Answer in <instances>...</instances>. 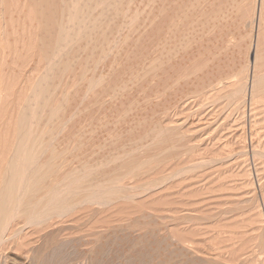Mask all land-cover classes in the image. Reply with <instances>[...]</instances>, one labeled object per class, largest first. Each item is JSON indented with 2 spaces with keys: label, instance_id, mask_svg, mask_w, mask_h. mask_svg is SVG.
Masks as SVG:
<instances>
[{
  "label": "rangeland",
  "instance_id": "374dc122",
  "mask_svg": "<svg viewBox=\"0 0 264 264\" xmlns=\"http://www.w3.org/2000/svg\"><path fill=\"white\" fill-rule=\"evenodd\" d=\"M50 1L0 0V189L19 157L38 199L68 184L76 204L16 219L0 264H264V0H81L103 4L82 10L89 31Z\"/></svg>",
  "mask_w": 264,
  "mask_h": 264
},
{
  "label": "bare ground",
  "instance_id": "6f19581e",
  "mask_svg": "<svg viewBox=\"0 0 264 264\" xmlns=\"http://www.w3.org/2000/svg\"><path fill=\"white\" fill-rule=\"evenodd\" d=\"M51 1H53V0H51ZM50 1V2H51ZM58 1V0H57ZM69 1V0H68ZM80 1L81 0H72L71 2H70V4L67 2V4H69L70 6L68 7V6H66V8L68 7L69 8V12H67L66 10H68V9H66L65 10V7H64V14L67 12V14H69V15H67L68 17H70V18H68V17H64V18H67V20L69 19V22L70 23H76L77 24V26H79L78 24L80 23V24H84L85 22H83V21H85V19H86V21L88 20L87 18H86V15H88L87 17L88 18H90V14L88 13V12H90V9L91 10H93L92 9V7L90 6V5H92L91 4V2H90V5H89V11L87 10L86 12H85V14L83 13L84 12V9H85V5H86V7L88 6V4H89V2H88V4H86L85 2H83V4H81L80 5ZM97 1H101V0H97ZM104 1H108V0H104ZM132 1V0H131ZM60 2H62L61 4H63V1H60ZM99 2H97L98 3V5L100 4ZM119 2V1H118ZM138 2H140V1H138ZM54 3H56L55 1H53V4H52V6L53 7H56L55 5H54ZM97 3L96 2H94L93 1V5L95 6V4L97 5ZM105 3V2H104ZM110 3V2H109ZM142 3V2H141ZM45 4H47V3H45ZM61 4H59L58 2H57V6L59 7V5L61 6ZM66 4V3H65ZM65 4H64V6H65ZM102 4V3H101ZM101 4H100V6H101ZM49 5V4H48ZM80 5V7L78 8V6ZM92 5V6H93ZM105 5V4H104ZM148 5V4H147ZM159 5V4H158ZM42 6V5H41ZM94 6H93V8H94ZM102 6H103V4H102ZM44 7H47V6H44ZM50 7V6H49ZM52 7V8H53ZM57 7V8H58ZM63 6H61V8H62ZM84 7V8H83ZM126 7V6H125ZM162 7V6H161ZM43 8V7H42ZM60 8V9H61ZM100 8V7H99ZM113 8V7H112ZM179 8V7H178ZM49 9V8H48ZM56 9V8H55ZM96 9V8H95ZM104 9H106V8H104ZM108 9V8H107ZM170 9V8H169ZM58 10V9H57ZM82 10H83V12H82ZM117 10V9H116ZM137 10V9H136ZM173 10V9H172ZM41 11V10H40ZM98 11V10H97ZM48 12H50V9L48 10ZM57 12V11H56ZM58 12H59V10H58ZM81 12H82V15H81ZM100 12H101V10H100ZM104 12H105V10H104ZM103 12V13H104ZM110 12V11H109ZM121 12V11H120ZM145 12V11H144ZM102 13V14H103ZM165 13V12H164ZM42 14V13H41ZM63 14V15H64ZM92 14V13H91ZM99 14V13H98ZM97 14V15H98ZM109 14V13H108ZM116 14V13H115ZM117 14H118V12H117ZM159 14V13H158ZM47 15V14H46ZM52 15H54V14H51V17L50 16H45V21H46V17H47V19L50 17V21H52V23L49 21V23H50V25H52L53 23H54V21H56L53 17H52ZM58 15V14H57ZM59 15H60V13H59ZM105 14H103V16H104ZM106 15H107V13H106ZM105 15V16H106ZM130 15V14H129ZM136 15H138V14H136ZM146 15V14H145ZM56 16V15H55ZM64 16H66V14L64 15ZM118 16V15H117ZM147 16V15H146ZM83 17L85 18L84 20H82L83 19ZM53 18V20H51ZM101 18H102V15H101ZM100 17H99V19H101ZM108 18V17H107ZM59 19V18H58ZM58 19H57V21H58ZM91 19V18H90ZM119 19V18H118ZM173 19V18H172ZM66 20V19H65ZM103 20V19H102ZM44 21V22H45ZM48 21V20H47ZM46 21V24H47V26L49 25L48 24V22ZM57 21H56V26H58V24H61V23H58L57 24ZM60 21V20H59ZM58 21V22H59ZM81 21L83 22V23H81ZM90 21V20H89ZM89 21H88V23H89ZM96 21H97V25L99 24L98 23V18L96 19ZM96 21L93 19V22H94V24L96 23ZM101 21V20H100ZM99 21V22H100ZM108 21V20H107ZM69 22H67V23H69ZM102 22V21H101ZM110 23V22H109ZM123 23V22H122ZM126 23V22H125ZM55 24V23H54ZM53 24V25H54ZM104 24V23H103ZM171 24V23H170ZM49 25V26H50ZM62 25V27H63V24H61ZM87 25V22H86V24L85 25H83L82 26V28L84 27V26H86ZM88 25H90V24H88ZM96 25V24H95ZM102 25V24H101ZM121 25V24H120ZM56 26H54L55 28H56ZM68 26H70V25H68ZM116 26V25H115ZM177 26H179V25H177ZM45 27V26H44ZM51 27V26H50ZM53 27V26H52ZM59 28H61L60 27V25L58 26ZM66 27L67 26H64L62 29H60V30H62L64 33L65 32H68L69 33V29H70V27L67 29V30H69V31H64V30H66ZM87 27V26H86ZM91 27V26H90ZM90 27L88 26L87 28H89L90 29ZM98 27V26H97ZM107 27V26H106ZM105 27V28H106ZM122 27V26H121ZM172 27V26H171ZM54 28V29H55ZM59 28H56L57 29V32L56 31H54V29L53 28H51V29H53V30H50L49 29V27H48V30H50L51 31V33H52V31H53V34H51L47 29H46V27H45V31H46V33L48 32V36L49 35H53L54 37H55V35H54V33L56 32L58 35H59V33H60V35H62L63 33H62V31L61 32H59L58 33V31H60V30H58ZM81 28V27H80ZM92 28V27H91ZM72 29H73V27H72ZM83 29H85V30H83ZM83 29H81V30H83V31H86V30H88L89 31V29H86V28H83ZM98 29V28H97ZM129 29V28H128ZM169 29V28H168ZM175 29V28H174ZM178 29V28H177ZM74 31H75V33H74V31L73 32H71L70 31V34L71 33H73L74 35L75 34H77L78 35V33H77V31H79V27H78V30L76 31V29H73ZM96 30V29H95ZM42 31H44V30H42ZM83 31H81V32H83ZM99 30H97V32H98ZM103 31H105V30H103ZM103 31H99L100 32V34H101V32H103ZM176 31V30H175ZM112 32V31H111ZM110 32V33H111ZM45 33V34H46ZM50 33V34H49ZM68 33H67V36H68V38H70V34L68 35ZM79 33H80V31H79ZM84 33V32H83ZM96 33V32H95ZM107 33V32H106ZM173 33V32H172ZM66 34V33H65ZM81 34V33H80ZM87 34V33H86ZM121 34V33H120ZM42 35V34H41ZM58 35H56V36H58ZM91 35V34H90ZM95 35V34H94ZM167 35H168V33H167ZM45 36V35H44ZM65 36V35H64ZM86 36V35H85ZM84 36V37H85ZM90 37V36H89ZM101 37V36H100ZM42 38V37H41ZM64 38H67V37H63V35H62V37H60L59 36V38H57V41H56V43L55 44H52V47H53V45H57L56 46V48H58V49H60L59 47L60 46H62L61 45V42L62 43H64ZM72 38H76V35H75V37H73L72 36ZM81 38H82V36H81ZM102 38V37H101ZM48 40L47 39V37L45 38H43V39H41V40ZM77 39V38H76ZM88 39V38H87ZM125 39V38H124ZM166 39V38H165ZM36 40H38V39H36ZM44 40V41H45ZM66 40L67 39H65V42H66ZM90 40V39H89ZM102 40V39H101ZM175 40H177V39H175ZM69 41L71 42V40L69 39ZM69 41H67V43L69 42ZM73 41V40H72ZM100 41V40H99ZM108 41V40H107ZM38 42V41H37ZM50 42V40H48L47 41V43H46V41H45V43L48 45H50L51 43H49ZM54 42H55V40H54ZM87 42V41H86ZM90 42L92 43H94L95 44V41H91L90 40ZM104 42V41H103ZM162 42V41H161ZM74 43V42H73ZM78 43V42H77ZM89 43V42H88ZM164 43V42H163ZM175 43V42H174ZM45 44V45H46ZM75 44V43H74ZM80 44V43H79ZM85 44V43H84ZM83 44V45H84ZM110 44V43H109ZM173 44V43H172ZM39 45V44H38ZM41 45V44H40ZM85 45H87V46H90V44L88 45L87 43L85 44ZM92 45V44H91ZM96 45V46H95ZM93 47H91V49H93L94 47H97L98 48V46H97V44H95ZM99 45H101V44H99ZM161 45V44H160ZM163 45V44H162ZM168 45V44H167ZM175 45V44H174ZM73 46V45H72ZM159 46V45H158ZM170 46H172V45H170ZM41 47H42V45H41ZM47 47V46H46ZM63 47V46H62ZM61 47V48H62ZM81 47V46H80ZM86 47V46H85ZM162 47V46H161ZM173 47V46H172ZM178 47V46H177ZM66 48V47H65ZM64 48V49H65ZM84 48V47H83ZM97 48H95L94 49V51L97 49ZM108 48V47H107ZM155 48V47H154ZM163 48V47H162ZM43 49V48H42ZM48 49V48H47ZM51 49V48H50ZM58 49H56V50H58ZM70 49H71V47H70ZM80 49V48H79ZM90 49V50H91ZM113 49V48H112ZM54 50H55V48H54ZM66 50V49H65ZM83 50H86V49H83ZM89 50V53L92 51H90ZM105 50V49H104ZM155 50V49H154ZM164 50V49H163ZM77 51V50H76ZM65 52V51H64ZM63 52V53H64ZM79 52V51H78ZM93 52V51H92ZM92 52L90 53V54H92ZM111 53H112V51H110ZM164 52V51H163ZM167 53H168V51H166ZM44 53V52H43ZM49 53V52H48ZM55 53V52H54ZM62 53V52H61ZM88 53V52H87ZM88 53V55H90ZM94 53V52H93ZM159 53V52H158ZM162 53V52H161ZM67 54V53H66ZM78 54V53H77ZM103 54V53H102ZM175 54V53H174ZM64 55V54H63ZM68 55V54H67ZM81 55V54H80ZM173 55V54H172ZM177 55V54H176ZM48 56V55H47ZM71 56V55H70ZM76 56V55H75ZM100 56V55H99ZM104 56V55H103ZM109 56V55H108ZM150 56V55H149ZM161 56V55H160ZM178 56V55H177ZM53 57V56H52ZM64 57V56H63ZM63 57H61V58H63ZM68 57H69V55H68ZM89 56H87V58H88ZM169 57V56H168ZM51 58V57H50ZM76 58V57H75ZM87 58H86V60H87ZM114 58V57H113ZM117 58V57H116ZM73 59V58H72ZM81 59V58H80ZM90 59L91 58H89L88 59V61H89V64H92V63H90ZM98 59V58H97ZM104 59V58H103ZM61 60V59H60ZM63 60V59H62ZM62 60H61V62H62ZM74 60V59H73ZM85 60V61H86ZM96 60V59H95ZM57 61V60H56ZM170 61H171V59H170ZM58 62V61H57ZM56 62V63H57ZM87 62V61H86ZM106 62V61H105ZM143 62V61H142ZM166 62V61H165ZM68 63V62H67ZM100 63V62H99ZM102 63V62H101ZM119 63V62H118ZM153 63V62H152ZM55 64V63H54ZM59 64V63H58ZM66 64V63H65ZM73 64V63H72ZM87 64V63H86ZM50 66V65H49ZM62 66V65H61ZM90 67H91V65H89ZM89 66H86L85 68L87 69V67H89ZM143 66V65H142ZM158 66V65H157ZM60 66H58V68H59ZM68 67V66H67ZM74 67H76V66H74ZM109 67V66H108ZM155 67V66H154ZM52 68V67H51ZM50 68V69H51ZM63 68V67H62ZM70 68V67H69ZM142 68V67H141ZM145 68V67H144ZM85 69V70H86ZM150 69H152V68H150ZM64 70H66L65 68H64ZM73 70V69H72ZM145 70H147V69H145ZM154 70V69H153ZM57 72V71H56ZM74 72V71H73ZM53 73V72H52ZM71 73V72H70ZM86 73V72H85ZM146 73V72H145ZM109 75H111V73L109 74ZM138 75V74H137ZM88 76V75H87ZM140 76V75H139ZM143 76V75H142ZM219 76V75H218ZM57 77V76H56ZM50 78V77H49ZM140 78V77H139ZM106 80V79H105ZM108 80V79H107ZM110 80V79H109ZM87 81V80H86ZM89 81H91V80H89ZM218 81H220V80H218ZM80 82V81H79ZM83 82V81H82ZM100 82V81H99ZM57 84V83H56ZM109 84V83H108ZM210 84V83H209ZM209 84L207 85V86H209ZM100 85V84H99ZM115 86V85H114ZM211 86V85H210ZM258 80L257 79H255V76L253 77V81H252V91H254L255 93H258ZM77 87V86H76ZM98 87V86H97ZM205 87V86H204ZM78 89V88H77ZM111 89V88H110ZM257 89V90H256ZM119 90V89H118ZM112 91V90H111ZM257 91V92H256ZM114 92V91H113ZM106 96V95H105ZM109 95H107V97H108ZM111 96V95H110ZM97 105V104H96ZM92 131V130H91ZM84 134V133H83ZM45 145V144H44ZM42 148V147H41ZM40 150V149H39ZM40 152V151H39ZM76 155V154H75ZM67 156V155H66ZM78 156V155H77ZM35 157V156H34ZM78 158H79V156H78ZM17 159H18V161H17ZM28 159L29 160H32V156L31 157H28ZM27 159V160H28ZM74 160V159H73ZM77 160V159H76ZM25 161H26V159H25ZM25 161L23 160V162L25 163ZM28 162V161H27ZM32 162V161H31ZM33 162H35V161H33ZM74 163V162H73ZM82 163V162H81ZM80 163V164H81ZM27 164V163H26ZM25 164V165H26ZM33 164V163H32ZM64 164V163H63ZM77 164V163H76ZM24 165V166H25ZM30 166V165H29ZM60 166V165H59ZM63 166H65V165H63ZM86 166V165H85ZM31 167H33L32 165H31ZM53 167V166H52ZM56 167V166H55ZM54 167V168H55ZM62 167V166H61ZM84 167V166H83ZM27 169H28V167H26ZM73 168V167H72ZM80 168V167H79ZM78 167H77V169H79ZM52 169V168H51ZM82 169V168H81ZM53 170V169H52ZM85 170V169H84ZM30 171V170H29ZM32 171V170H31ZM57 171V170H56ZM59 171V170H58ZM75 171V170H74ZM74 171H72L71 172V174H73L74 173ZM50 172V171H49ZM63 172V171H62ZM76 172V171H75ZM79 171L77 170V173H78ZM82 172V174L84 173L83 172V170L81 171ZM25 173V170H24V168H23V163L21 164L20 162H19V157H17L16 158V160H14L13 162H12V164H10V166H9V172H7V174H9L8 176H6V177H8V178H6V182H5V184L2 186L3 187V189L1 188L0 189V247L5 243V237H7L6 235V233H8L9 232V230H10V227H11V225L12 224H15V222H16V219H22L23 221V223H24V225H31V224H34V225H36V224H42V222L44 223V220L46 221V219H51V217H55V215L57 216V218H59L60 216H62L63 214H62V212H64V211H66L65 209L67 208H69V207H72L71 205L72 204H76L75 202L74 203H72L71 205H68V204H70L69 203V199L68 200H66V196L68 195V193L69 192H67L66 190V188H68V190L70 189L69 187V185L68 184H66V185H59V184H57V182H56V184L57 185H53L52 186V184L53 183H51V185L45 190V192L46 193H43L42 194V196L40 197V199H38L37 197H36V195H34V193H36V191L35 190H38V189H40L41 187H39L41 184L40 183H42L43 181H41L38 177L36 178V180L35 181H32V178H30V179H27L28 181V183L26 182V179L24 178V174ZM29 173V172H28ZM30 174V173H29ZM32 174V173H31ZM76 174V173H75ZM26 175H27V173H26ZM74 175V174H73ZM28 176V177H27ZM26 176V178H29V175H27ZM65 176H68V175H65ZM81 176V175H80ZM96 176V175H95ZM99 176V175H98ZM31 177V176H30ZM43 177V176H42ZM83 177H84V175H83ZM83 177H81L82 179H83ZM102 177V176H101ZM100 176H99V178H101ZM40 178H41V176H40ZM64 178V177H63ZM63 178H62V180H63ZM67 178H69V176L67 177ZM78 179H79V175H78V177H77ZM8 179V180H7ZM24 179H25V182H24ZM73 178H71V180H72ZM77 179V180H78ZM94 179V178H93ZM104 179V178H103ZM102 179V180H103ZM106 179V178H105ZM44 181H45V178L43 179ZM62 180H59V181H61V182H63L64 183V181H62ZM65 180H66V178H65ZM69 180V179H68ZM75 180H76V178H75ZM75 180H73V181H75ZM81 180V179H80ZM84 180V179H83ZM83 180H81V181H83ZM92 180V179H91ZM96 180H97V178H96ZM95 180V181H96ZM38 181H41L40 183H39V186H38V188H37V186H34V185H37V183H38ZM57 181V180H56ZM73 181H71V182H73ZM81 181H78V182H81ZM106 181V180H105ZM23 182L24 183H27L28 185L26 186V184H25V186L27 187V189H26V191H24L25 190V188H24V190H23V193L22 192H19L20 194H23L24 195V197H26L25 196V194H27L28 192H27V190L29 191V189H30V191L31 192H33V196H35L37 199H38V201H37V199L35 198V197H33V199H32V197H31V195L30 196H28V197H30L33 201L36 199V202L34 201V203L32 202V201H30V200H28V198H27V200L23 197V195H22V197L25 199H23L22 197H20L18 194V191L19 190H21V185L23 184ZM55 182V181H54ZM70 182V181H69ZM70 182V183H71ZM86 182V181H85ZM93 182H94V180H93ZM98 182V181H97ZM60 183V182H59ZM63 183H60V184H63ZM66 183V182H65ZM87 183H88V181H87ZM43 184V183H42ZM73 184V183H72ZM78 185L80 184V183H77ZM77 184H76V186H77ZM82 184V183H81ZM89 184V183H88ZM91 184V183H90ZM94 184V183H93ZM105 184H107V182L105 183ZM45 185V184H44ZM84 185V184H83ZM99 185V183L98 184H95L93 187H90V185H89V189H91V188H93V190L91 191V192H93V194L91 193V192H89V189H87V193L89 192L90 193V195L88 194H85V193H83L82 191H80L83 195L85 194L86 195V198L85 199H89V200H94V199H96V201H97V199H98V201L101 199H99L98 197L100 196V195H102L103 193H101V192H99V191H97V190H95L94 191V189H96V187ZM23 186H24V184H23ZM24 186V187H25ZM28 186H29V188H28ZM41 186H43V185H41ZM61 188H60V187ZM64 186H69V187H64ZM72 186V185H71ZM87 186V185H86ZM100 186H101V184H100ZM110 186H111V184H110ZM31 187H33L32 189H31ZM35 187V188H34ZM44 187V186H43ZM62 187H64L66 190H64ZM77 187H79V186H77ZM76 187V188H77ZM83 187V186H82ZM99 187V186H98ZM101 187H103V185L101 186ZM108 187V186H107ZM37 188V189H36ZM46 188V187H45ZM88 188V187H87ZM104 188V187H103ZM105 188H106V186H105ZM22 189H23V187H22ZM33 189H34V191H33ZM43 189V188H42ZM75 189V188H74ZM80 189H81V187H80ZM79 188H77V189H75L74 190V192H76L77 190H80ZM83 189H85V188H83ZM99 190H100V188H99ZM106 190V189H105ZM40 191H41V189H40ZM66 191V193L67 194H65L64 195V192ZM26 192V193H25ZM43 192V191H42ZM41 192V193H42ZM79 192V191H78ZM78 192H76V194H81L80 192L78 193ZM95 192H99V194L100 195H95ZM103 192L105 193V191H104V189H103ZM39 193V192H38ZM37 193V194H38ZM70 193H71V191H70ZM73 193V192H72ZM96 193V194H97ZM106 193H108V191L106 192ZM110 193H112V192H110ZM110 193H108V194H110ZM115 193V192H114ZM75 193H73V196L75 195V196H78V195H76ZM82 194H81V196H82ZM72 195V194H71ZM112 195V194H111ZM114 195V194H113ZM40 196V195H39ZM72 196V197H73ZM80 196V195H79ZM80 196V197H81ZM102 196H104V195H102ZM105 196H107V198L106 199H108V197L110 196H108V195H106L105 194ZM97 197V198H96ZM29 198V199H30ZM35 198V199H34ZM83 198H84V196H83ZM82 198V199H83ZM77 199H78V197H77ZM102 199H104V198H102ZM106 199H104V204H106ZM79 200V199H78ZM81 200V199H80ZM81 201H83L84 202V200H81ZM81 201L80 202H78V203H81ZM108 201H110V200H108ZM107 201V202H108ZM70 202H73V201H70ZM86 202H88V201H86ZM102 203H103V201H102ZM91 204V203H90ZM69 206V207H68ZM76 206H79V205H76ZM81 206V205H80ZM74 208V206L72 207V209ZM68 211V210H67ZM73 211H74V209H73ZM69 212V211H68ZM77 213V212H76ZM69 214V213H68ZM72 214V213H71ZM39 220H43V221H39ZM53 220V219H52ZM49 221V220H48ZM138 222V221H137ZM147 223V222H146ZM133 224V223H132ZM33 225V226H34ZM134 225V224H133ZM139 225V224H138ZM137 225V226H138ZM141 225V224H140ZM154 226V225H153ZM140 227V226H139ZM142 227V226H141ZM143 228V227H142ZM147 228H148V226H147ZM131 229H132V227H131ZM135 229H136V227H135ZM138 229V228H137ZM141 229V228H140ZM154 230V229H153ZM102 234V233H101ZM110 234V233H109ZM102 235H104V234H102ZM113 235V234H112ZM141 235V234H140ZM153 235V234H152ZM116 236H117V234H116ZM144 236V235H143ZM112 237V236H111ZM118 237V236H117ZM116 237V238H117ZM127 237H129V236H127ZM132 237V236H131ZM137 237V236H136ZM140 237V236H139ZM138 237V238H139ZM100 238V237H99ZM104 238V237H103ZM102 238V239H103ZM107 237H105V239H106ZM115 238V239H116ZM119 238V237H118ZM142 238V237H141ZM8 239V238H7ZM101 238H100V240H102ZM108 239V238H107ZM106 239V240H107ZM114 239V240H115ZM137 239V238H136ZM145 239H146V237H145ZM97 240H98V238H97ZM7 241V240H6ZM103 241V240H102ZM110 241V240H109ZM108 242V241H107ZM106 242V243H107ZM116 242V241H115ZM115 242L113 243V244H115ZM132 242V241H131ZM134 242V241H133ZM136 242H137V240H136ZM139 242V241H138ZM155 242V241H154ZM90 244H91V242H89ZM93 243V242H92ZM99 243V242H98ZM101 243V242H100ZM110 243V242H109ZM117 243V242H116ZM123 243V242H122ZM141 243H142V241H141ZM141 243H139V244H141ZM146 243H147V241H146ZM145 243V244H146ZM121 244V243H120ZM144 244V243H143ZM149 244V243H148ZM172 244V243H171ZM86 245V244H85ZM94 245H95V243H94ZM98 245V244H97ZM101 245V244H100ZM103 245H104V243H103ZM134 245V244H133ZM132 245V246H133ZM93 246V245H92ZM99 246V245H98ZM105 246H106V244H105ZM104 246V247H105ZM114 246V245H113ZM116 246V245H115ZM129 246V245H128ZM140 246V245H139ZM142 246H144V245H142ZM161 246V245H160ZM159 246V247H160ZM102 247V246H101ZM104 247H102V248H104ZM109 247V246H108ZM135 247V246H134ZM141 247V246H140ZM2 248V247H1ZM91 248V247H90ZM94 248L95 247H93V251H92V253H94V252H96V251H94ZM97 248V247H96ZM107 248V247H106ZM127 248V247H126ZM136 248V247H135ZM142 248V247H141ZM155 248V247H154ZM123 250H125V248L123 247L122 248ZM131 249V251H129L130 253L132 252V249H134V248H130ZM129 248L127 249V251L128 250H130ZM139 249V248H138ZM146 249V248H145ZM151 249V248H150ZM168 249L169 248H167L166 250L168 251ZM90 250V249H89ZM92 250V249H91ZM103 250V249H102ZM101 250V251H102ZM112 250V249H111ZM116 250V249H115ZM157 250V249H156ZM171 250V249H170ZM174 250V249H173ZM1 251V250H0ZM100 251V248H99V252H101ZM107 251H108V249H107ZM143 251V250H142ZM148 251H150V250H148ZM152 251H154V249L153 250H151V252ZM160 251H162V250H160ZM84 252V251H83ZM85 252H87V251H85ZM90 253H87V254H91V251H89ZM98 252V251H97ZM96 252V253H97ZM105 252V251H104ZM103 252V253H104ZM112 252H114V250L113 251H111V253ZM121 252V251H120ZM128 252V253H129ZM135 252V251H134ZM136 252H138V251H136ZM135 252V253H136ZM103 253L101 252V256H104L103 255ZM109 253H110V251H109ZM109 253H107L106 252V254H105V256L107 255V254H109ZM111 253L109 254V255H111ZM126 253V252H125ZM139 253H141V251H139ZM147 253V252H146ZM149 253V252H148ZM157 253H159L158 251H157ZM170 253V252H169ZM172 253H174V252H172ZM261 253V252H260ZM81 254H83L82 252H81ZM86 254V255H87ZM98 255H99V253H97ZM97 254L95 255L94 254V256H93V258H95V256H96V258H98L99 256H97ZM113 254V253H112ZM116 254V253H115ZM121 254H124V252L123 253H121ZM132 254L133 253H131V254H129L130 255V258H132L133 257V260H134V256H132ZM85 255V254H84ZM85 255V256H86ZM114 255V254H113ZM143 255V254H142ZM161 256L160 257H165V256H162V255H166V254H160ZM168 255V254H167ZM80 256H82V255H80ZM91 256V255H90ZM91 256V257H92ZM108 256V255H107ZM115 256H117V255H115ZM139 256V255H138ZM137 256V257H138ZM170 256V255H169ZM176 256V255H175ZM177 256H179V255H177ZM176 256V257H177ZM82 257H84V256H82ZM91 257H89L88 259L90 260L91 259ZM110 257V256H109ZM109 257H107V258H109ZM154 257V256H153ZM155 257H157V256H155ZM158 257H159V254H158ZM159 257V258H160ZM167 258H168V256H166ZM166 257H165V259H166ZM92 258V259H93ZM95 258V259H96ZM99 258H101V257H99ZM106 258V257H105ZM106 258V259H107ZM111 258H113V257H111ZM116 258V257H115ZM114 258V259H115ZM129 257H127V259H128ZM171 258V257H170ZM95 259H93V260H95ZM104 259V258H103ZM102 259V260H103ZM120 259V258H119ZM122 259V258H121ZM138 259V258H137ZM169 259V258H168ZM178 259V258H177ZM81 260V259H80ZM80 260H79V262H80ZM82 260H83V258H82ZM81 260V261H82ZM84 260H86V259H84ZM108 260H110V259H108ZM143 260V259H142ZM162 260H163V258H162ZM171 260H173V259H171ZM179 260V259H178ZM97 261V260H96ZM99 261V260H98ZM113 261V260H112ZM115 261V260H114ZM149 261V260H148ZM155 261V260H154ZM156 261H161V258L159 259V260H156ZM155 261V262H156ZM166 261V263H164V264H167V260H165ZM78 262V263H79ZM85 262V261H84ZM87 262V261H86ZM85 262V263H86ZM116 262V264H117V262L118 261H115ZM123 262H125V260L123 261ZM128 262V261H127ZM132 262V261H131ZM154 262V263H155ZM159 262H157V264H160ZM170 262H172V261H169V263ZM74 263H75V261H74ZM92 263V262H91ZM95 263V262H94ZM122 263V262H121ZM120 263V264H121ZM126 263V262H125ZM124 263V264H125ZM139 263V262H138ZM141 263V262H140ZM168 263V264H169ZM181 263H183V262H181ZM90 264V263H89ZM93 264V263H92ZM96 264H98V262L96 263ZM104 264V263H103ZM106 264V263H105ZM108 264V263H107ZM112 264H113V262H112ZM128 264H130L129 262H128ZM143 264H145V263H143ZM156 264V263H155ZM161 264H163V261H161ZM172 264V263H171ZM176 264V263H175ZM179 264V263H178ZM184 264V263H183Z\"/></svg>",
  "mask_w": 264,
  "mask_h": 264
}]
</instances>
